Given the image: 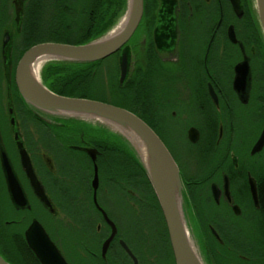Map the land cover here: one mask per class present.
I'll return each instance as SVG.
<instances>
[{"label": "flooded vegetation", "instance_id": "af4514ba", "mask_svg": "<svg viewBox=\"0 0 264 264\" xmlns=\"http://www.w3.org/2000/svg\"><path fill=\"white\" fill-rule=\"evenodd\" d=\"M71 4L0 0V256L42 264L26 239L39 222L68 264H177L136 156L105 141L102 127L41 121L20 93L21 58L53 43L30 38L59 32L50 19L71 21ZM124 53L125 82L145 74L146 123L179 166L186 219L202 233L204 264H264V34L256 1L144 0L138 30L117 53L119 83ZM105 178L113 188H103ZM139 204L149 219H137Z\"/></svg>", "mask_w": 264, "mask_h": 264}, {"label": "water", "instance_id": "95a60500", "mask_svg": "<svg viewBox=\"0 0 264 264\" xmlns=\"http://www.w3.org/2000/svg\"><path fill=\"white\" fill-rule=\"evenodd\" d=\"M255 1L264 34V0ZM143 16L144 0H128L127 10L119 28H115L87 44L42 43L33 46L23 55L18 64L17 85L25 102L41 121L61 126L56 118L76 119L107 129L124 140L144 168L154 189L166 220L177 264H204L188 229L184 187L179 166L158 134L142 118L127 109L98 100L59 95L44 85L40 75L43 66L50 61L96 63L117 54L130 42L138 30ZM36 65L38 73L34 75ZM129 66V56L124 53L121 60L120 84H124ZM38 110L47 116L41 115ZM131 137L137 138L147 149L150 154L149 159L143 158L138 145ZM23 162L32 180L35 179L28 155L23 158ZM95 170L94 182L96 186L98 181L96 166ZM36 191L43 202L49 204L38 183ZM113 229L114 237L116 234L114 225ZM26 239L42 264H68L39 222H34L30 226L26 232ZM0 264L9 263L0 256Z\"/></svg>", "mask_w": 264, "mask_h": 264}, {"label": "trees", "instance_id": "16d2710c", "mask_svg": "<svg viewBox=\"0 0 264 264\" xmlns=\"http://www.w3.org/2000/svg\"><path fill=\"white\" fill-rule=\"evenodd\" d=\"M127 5L128 0H72L70 7L72 12L71 23L70 20H67L62 26L63 30L65 29V34L62 32L59 35H43V40L39 41L70 45L87 44L110 31L124 17ZM112 58L117 59V54L96 63L80 64L50 61L43 66L41 78L46 87L61 96L99 100L93 98L98 96L95 93L97 89L95 84L97 82H99L98 84L101 83L102 65ZM103 82L106 84L103 85L104 88L107 89L110 97L112 96L114 99L99 101L127 109L138 115L145 122L147 121L145 112L146 100L143 99L146 96V77L143 72L136 82L132 80L126 81L124 86H122L119 83V74L116 68V71H113L112 76H110L109 82ZM156 117L159 118V116ZM70 120L76 121V119ZM83 124L93 126L86 122H83ZM104 136L105 141H116L122 148L129 151L132 156L134 155L125 141L117 135L104 129ZM137 164L142 167L138 159ZM142 169L144 170L143 167Z\"/></svg>", "mask_w": 264, "mask_h": 264}, {"label": "rangeland", "instance_id": "374dc122", "mask_svg": "<svg viewBox=\"0 0 264 264\" xmlns=\"http://www.w3.org/2000/svg\"><path fill=\"white\" fill-rule=\"evenodd\" d=\"M1 9H2V7H1ZM1 9H0V12H2L1 11ZM66 13H67V10H66ZM1 17V16H0ZM44 20H46V18L44 19V17L42 16V15H40L39 16V26L41 27L42 26V28H46V27H44L43 25H44V23H42V21H44ZM51 22H52V29L51 30H55V31H59V32H55V33H52V32H50V33H46V35H59L60 34V29L61 28H63L62 26H63V24L65 23V18H64V16L61 18V19H59V17L57 16V15H55V14H53L52 15V17H51ZM122 22L123 21H121L117 26H116V28H119V26L122 24ZM70 23H71V21H70ZM1 24H2V22L0 21V26H1ZM51 28V27H50ZM62 32V31H61ZM64 34H65V32H64ZM67 34V33H66ZM69 34V33H68ZM43 35H45V34H42V33H39V34H37V35H32L33 37L32 38H30L31 40H33V39H35L36 41H39V40H43V38L44 37H42ZM45 35V36H46ZM30 44H32V41H30V42H27L24 46L26 47V45H30ZM116 68H117V61H116V59H114V58H112L110 61H107L105 64H103L102 65V67H101V78H102V80H101V83L100 84H98L99 82H97L95 85V87H97V89H96V91H95V93H96V95H98V96H94L93 98H97V99H99V100H102V101H107V100H111L112 98L114 99V97H110V95L108 94V92H107V89L106 88H104V86L103 85H106L103 81H105L106 83H108L109 82V78H110V76H112V74H113V71H116ZM109 85V84H108ZM110 86V85H109ZM143 99L144 100H147L146 99V96H144L143 97ZM98 100V101H99ZM180 138V137H179ZM172 146H175V145H172ZM176 147V146H175ZM90 177H91V171H90ZM114 187V185H113V183L111 182V180H108V179H104L103 180V188L104 189H107V188H113ZM139 209H140V211H138V214H137V219L138 220H144V219H149L148 217H147V215L145 214V209H144V207H142L140 204H139ZM138 209V210H139ZM185 209H186V212L185 213H187V218H188V211H187V206H185ZM191 211V210H190ZM39 214L40 215H43V213H42V211H39ZM190 215L192 216V219H193V216H194V214L192 213V212H190ZM189 219V218H188ZM153 220V219H152ZM195 224V223H194ZM187 225H188V229H189V232H190V236H191V239H192V241H193V243H194V245H195V248H196V250H197V252H198V254L200 255V257H201V259L204 261V258H205V260H206V257H205V249H204V245H203V242H202V238H201V235H202V233H201V231L197 228V227H195V226H192L191 224L189 225V223H187ZM191 227H192V229H191ZM63 236H66V235H63ZM69 237V236H68ZM196 239V240H195ZM204 257V258H203Z\"/></svg>", "mask_w": 264, "mask_h": 264}, {"label": "bare ground", "instance_id": "6f19581e", "mask_svg": "<svg viewBox=\"0 0 264 264\" xmlns=\"http://www.w3.org/2000/svg\"><path fill=\"white\" fill-rule=\"evenodd\" d=\"M37 73H38V67L36 65V67L34 68V75H37ZM131 139L138 145L143 158L145 160L149 159L150 158V154L148 153L147 149H145L143 147L142 143L135 137H131ZM194 250H195V248H194Z\"/></svg>", "mask_w": 264, "mask_h": 264}]
</instances>
